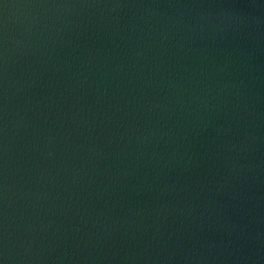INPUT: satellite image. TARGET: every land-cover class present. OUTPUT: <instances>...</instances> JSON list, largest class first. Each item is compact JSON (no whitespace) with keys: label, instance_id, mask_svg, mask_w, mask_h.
<instances>
[{"label":"water","instance_id":"obj_1","mask_svg":"<svg viewBox=\"0 0 264 264\" xmlns=\"http://www.w3.org/2000/svg\"><path fill=\"white\" fill-rule=\"evenodd\" d=\"M0 264H264V0H0Z\"/></svg>","mask_w":264,"mask_h":264}]
</instances>
